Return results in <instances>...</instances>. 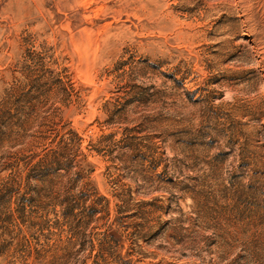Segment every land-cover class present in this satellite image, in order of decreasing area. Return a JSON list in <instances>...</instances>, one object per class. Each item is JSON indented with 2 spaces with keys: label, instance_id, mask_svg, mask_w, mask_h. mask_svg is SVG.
<instances>
[{
  "label": "rangeland",
  "instance_id": "rangeland-1",
  "mask_svg": "<svg viewBox=\"0 0 264 264\" xmlns=\"http://www.w3.org/2000/svg\"><path fill=\"white\" fill-rule=\"evenodd\" d=\"M0 264H264V0H0Z\"/></svg>",
  "mask_w": 264,
  "mask_h": 264
},
{
  "label": "trees",
  "instance_id": "trees-1",
  "mask_svg": "<svg viewBox=\"0 0 264 264\" xmlns=\"http://www.w3.org/2000/svg\"><path fill=\"white\" fill-rule=\"evenodd\" d=\"M59 165H60V164H59ZM60 166H62V165H60ZM60 166L58 167V169H61Z\"/></svg>",
  "mask_w": 264,
  "mask_h": 264
},
{
  "label": "bare ground",
  "instance_id": "bare-ground-1",
  "mask_svg": "<svg viewBox=\"0 0 264 264\" xmlns=\"http://www.w3.org/2000/svg\"><path fill=\"white\" fill-rule=\"evenodd\" d=\"M235 7H237V5H235Z\"/></svg>",
  "mask_w": 264,
  "mask_h": 264
}]
</instances>
